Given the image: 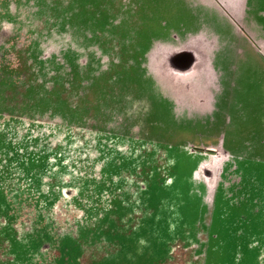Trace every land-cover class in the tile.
I'll list each match as a JSON object with an SVG mask.
<instances>
[{
  "label": "rangeland",
  "instance_id": "374dc122",
  "mask_svg": "<svg viewBox=\"0 0 264 264\" xmlns=\"http://www.w3.org/2000/svg\"><path fill=\"white\" fill-rule=\"evenodd\" d=\"M0 264H264V0H0Z\"/></svg>",
  "mask_w": 264,
  "mask_h": 264
}]
</instances>
